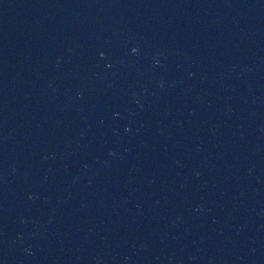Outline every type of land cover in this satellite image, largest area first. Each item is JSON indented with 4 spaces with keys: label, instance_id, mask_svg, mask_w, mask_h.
I'll list each match as a JSON object with an SVG mask.
<instances>
[{
    "label": "water",
    "instance_id": "95a60500",
    "mask_svg": "<svg viewBox=\"0 0 264 264\" xmlns=\"http://www.w3.org/2000/svg\"><path fill=\"white\" fill-rule=\"evenodd\" d=\"M0 264H264V0H0Z\"/></svg>",
    "mask_w": 264,
    "mask_h": 264
}]
</instances>
